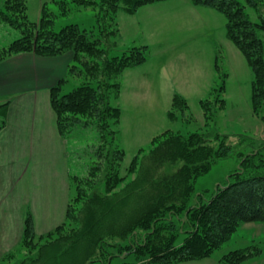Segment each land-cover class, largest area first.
<instances>
[{
    "label": "trees",
    "instance_id": "1",
    "mask_svg": "<svg viewBox=\"0 0 264 264\" xmlns=\"http://www.w3.org/2000/svg\"><path fill=\"white\" fill-rule=\"evenodd\" d=\"M27 1L0 0V20L7 21L21 31L17 38L0 48V61L20 52L53 56L73 51L67 75L49 89V105L55 114L57 132L66 141L76 127L93 125L97 145L92 150L99 155L97 161L93 160V164H88L85 176H70L81 190L80 193L86 192L96 210L88 211L83 226L72 236L59 240L64 245L61 250L57 251V245L54 246L52 242L45 246L43 252L48 254L47 258L60 261L61 257L65 263L70 264L76 250L81 252L84 249L85 252L90 248V255L82 264H173L211 256L242 223H264V141L258 144L252 135L231 136L211 126L210 121L213 120L212 115L217 106L211 108L209 97L215 94L213 99L217 100L216 103L225 101L224 98H217L220 92H224L225 73L215 61L218 84L200 100L203 128L186 134L166 128L152 135L151 146L142 154L137 180L133 182L137 184L133 191L137 190L142 199L140 204L137 198H133L136 209L131 211L133 217L130 218L135 223L133 231L137 233L138 241L134 239L136 237L133 238V244H128L129 252L123 258L109 253L106 239L124 235L115 233L120 223L118 221L126 214L117 209L124 202L131 204V197L127 201L129 193L125 188L112 194L109 192L125 180L127 173L137 171V158L141 153L139 150L126 167L125 173H121L120 163L124 159V149L119 141L122 110L116 101L121 91L124 69L143 63L149 57V47L131 46L120 53L115 52L114 47L108 45L109 42L113 43L109 37L112 32L106 26L107 20L103 18L108 17L107 12L109 16H114L119 9L133 13L142 5L164 0H99L95 24L89 29L80 27L78 23H67L55 28L54 20L44 7L38 23L30 21L26 13ZM73 1L79 6L95 5L93 0ZM191 2L215 9L225 17L227 37L244 54L252 68L251 105L254 113L260 115L264 123V48L258 34L261 30L264 31V13L260 12L259 21H253L245 9L246 6L258 9L261 2ZM84 57L87 58L84 60ZM76 79L78 84L75 87L63 91L65 83L70 80L77 82ZM8 103L0 104V132L6 124ZM187 107L186 99L175 93L167 115L171 120H177L180 117L174 109L184 112L183 109ZM231 155L238 157L239 164L227 181L211 194H196L195 179L219 160ZM166 165L174 168L165 171L162 168ZM85 184L89 185V192L83 187ZM100 207H105L104 212L109 211L114 216L101 218L98 215ZM68 211L67 208V217L72 218L73 213L69 215ZM33 225V216L27 211L22 228L25 237L32 236ZM105 231L109 233L97 237ZM84 234L86 235L83 237ZM87 234L94 241L89 242ZM180 234H185L184 240L177 245L175 242ZM85 245L88 247L85 248ZM250 248L225 253L220 261L227 264L241 263L260 251L255 245ZM130 254L134 261L126 259ZM113 259L117 261L113 262ZM21 263L24 264L25 261L21 259L19 264Z\"/></svg>",
    "mask_w": 264,
    "mask_h": 264
},
{
    "label": "rangeland",
    "instance_id": "2",
    "mask_svg": "<svg viewBox=\"0 0 264 264\" xmlns=\"http://www.w3.org/2000/svg\"><path fill=\"white\" fill-rule=\"evenodd\" d=\"M93 1L95 5L79 6L73 0H28L27 18L38 23L44 7L54 20L55 28L67 23H78L80 27L89 29L94 26L95 14L99 9V0ZM186 2L191 9L185 5ZM259 2L261 5L259 4L258 9L250 6L245 8L253 21H259L260 12L264 13V0ZM156 3L161 4L142 5L136 10L137 13L119 9L114 16H109L107 12L108 17L103 18L107 20L106 26L112 32L109 37L113 43L109 42L108 45L114 47L115 52L120 53L131 46L149 47V57L143 63L124 69L122 87L116 101L122 110L119 141L124 149V159L120 163L121 173H125L126 167L141 150L137 158V171L127 173L125 180L109 192L112 194L125 188L129 193L127 201L131 197V204L124 202L117 209L126 214L118 221L120 223L115 233L124 235L106 239L107 251L122 258L128 254V244H133V238L136 237L134 239L138 241L137 233L133 231L135 223L130 218L133 217L131 211L136 209L133 198L142 203L140 194H137V190L133 191L137 185L133 182L137 180L142 154L151 146L152 135L163 129L171 128L186 134L203 128L200 100L218 84L215 61L225 73L224 92H220L217 98H224L225 101L216 103L217 100L213 99L215 94L209 97L211 108L217 106L214 114L212 111L211 126L231 136L252 135L258 144L264 141V123L261 116L254 113L251 105L252 68L244 54L227 37L223 14L209 7L194 5L191 0H164ZM145 19L149 20L141 23ZM20 33L19 28L0 20V48L7 46ZM258 34L264 48V31L261 30ZM66 53L73 56L71 50ZM85 58L87 57L82 59ZM140 72H147L149 78L142 80L138 75ZM76 80L77 82L70 80L65 83L63 91L75 87L78 84V79ZM175 93L186 99L188 107L183 109L184 112L174 109L180 118L171 120L167 111ZM6 106L8 112L9 103ZM5 122L7 123V114ZM229 141L233 142L232 139ZM95 145V127L78 126L71 132L64 150L49 148L54 151L52 153L34 150L27 154L28 161L22 160L21 156L25 154L15 151L0 154V258L5 255L0 264H19L21 259L25 261L24 264H68L61 257L60 261L47 258L48 254L45 255L43 250L50 242L57 245V251L61 250L64 245L59 240L72 236L83 226L88 211L96 210L86 192L81 194L70 177L71 174H87L88 164H93V160L97 161L99 157L92 150ZM238 164L236 155L219 160L195 179V193L211 194L227 181ZM173 168L174 166L168 168L166 165L162 169L166 171ZM83 187L89 192L88 184ZM67 208L71 211H68L69 215L73 213L72 218L67 217ZM100 208L98 215L101 218L114 216L109 211L104 212L105 207ZM27 211L34 219L31 237H25L22 233ZM106 233L109 232L105 231L97 237ZM184 236L185 234H180L175 243L181 244ZM87 237L89 242L94 241L88 234ZM82 240L86 242V239ZM82 243L83 241L80 247ZM253 245L260 249L258 253L248 256L241 263L233 264H264L263 222L242 223L211 256L173 264H227L220 261L225 253L243 248L250 250ZM89 249L85 252L84 249L81 252L76 250L70 264H78L79 259L82 264L90 255ZM126 259L134 261L132 254ZM116 261L113 259V262Z\"/></svg>",
    "mask_w": 264,
    "mask_h": 264
},
{
    "label": "crops",
    "instance_id": "3",
    "mask_svg": "<svg viewBox=\"0 0 264 264\" xmlns=\"http://www.w3.org/2000/svg\"><path fill=\"white\" fill-rule=\"evenodd\" d=\"M185 5L192 8L188 2ZM71 61L69 53L43 56L34 52L16 53L0 61V104L9 102L7 123L0 132V154L15 151L25 154L22 160L28 161L27 154L34 150L52 153L49 148L67 147L56 129L49 89L67 75ZM138 75L142 80L149 78L147 72Z\"/></svg>",
    "mask_w": 264,
    "mask_h": 264
}]
</instances>
